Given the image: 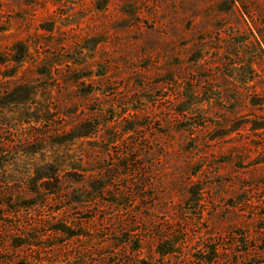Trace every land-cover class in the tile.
<instances>
[{"label": "rangeland", "instance_id": "374dc122", "mask_svg": "<svg viewBox=\"0 0 264 264\" xmlns=\"http://www.w3.org/2000/svg\"><path fill=\"white\" fill-rule=\"evenodd\" d=\"M254 125L264 0H0V264H264Z\"/></svg>", "mask_w": 264, "mask_h": 264}, {"label": "trees", "instance_id": "16d2710c", "mask_svg": "<svg viewBox=\"0 0 264 264\" xmlns=\"http://www.w3.org/2000/svg\"><path fill=\"white\" fill-rule=\"evenodd\" d=\"M252 128L255 129V130H259V129H263L264 125H254Z\"/></svg>", "mask_w": 264, "mask_h": 264}]
</instances>
